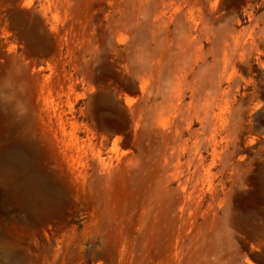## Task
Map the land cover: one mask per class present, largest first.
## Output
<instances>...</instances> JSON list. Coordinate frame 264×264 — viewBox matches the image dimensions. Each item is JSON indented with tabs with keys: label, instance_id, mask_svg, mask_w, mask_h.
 I'll list each match as a JSON object with an SVG mask.
<instances>
[{
	"label": "rangeland",
	"instance_id": "1",
	"mask_svg": "<svg viewBox=\"0 0 264 264\" xmlns=\"http://www.w3.org/2000/svg\"><path fill=\"white\" fill-rule=\"evenodd\" d=\"M0 264H264V0H0Z\"/></svg>",
	"mask_w": 264,
	"mask_h": 264
},
{
	"label": "bare ground",
	"instance_id": "2",
	"mask_svg": "<svg viewBox=\"0 0 264 264\" xmlns=\"http://www.w3.org/2000/svg\"><path fill=\"white\" fill-rule=\"evenodd\" d=\"M249 12H251V11H249ZM250 19H251V17H250ZM234 30V29H233ZM237 32H238V30H237ZM227 34V33H226ZM229 34V33H228ZM227 34V35H228ZM232 35V34H231ZM235 35H236V33H235ZM239 35V34H238ZM253 37V36H252ZM241 40V39H240ZM240 40H238V41H240ZM225 41H227L226 39H225ZM224 42V41H223ZM255 43V44H254ZM233 44H235V43H233ZM254 45H257V43L255 42V40L253 39V38H251V41L249 42V48H253L254 47ZM228 48V47H227ZM225 49V48H224ZM243 49V48H242ZM230 50V52H232L231 51V48L229 49ZM226 56H227V54H226Z\"/></svg>",
	"mask_w": 264,
	"mask_h": 264
}]
</instances>
